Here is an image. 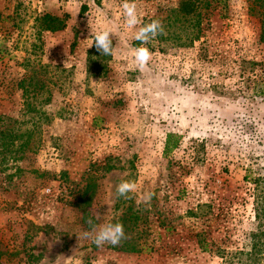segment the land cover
<instances>
[{"label": "rangeland", "instance_id": "374dc122", "mask_svg": "<svg viewBox=\"0 0 264 264\" xmlns=\"http://www.w3.org/2000/svg\"><path fill=\"white\" fill-rule=\"evenodd\" d=\"M98 1L0 0L1 263L264 264V0H197L190 18L135 0L133 28L123 0ZM46 14L66 28L42 31ZM89 220L127 239L78 241Z\"/></svg>", "mask_w": 264, "mask_h": 264}, {"label": "clouds", "instance_id": "9594fccd", "mask_svg": "<svg viewBox=\"0 0 264 264\" xmlns=\"http://www.w3.org/2000/svg\"><path fill=\"white\" fill-rule=\"evenodd\" d=\"M122 8L129 28H133L142 23L137 15L135 0H123ZM162 34H164V26L160 20H153L150 23L144 24L136 31L134 38L140 42V46L134 49V58L140 68L146 67L151 59V51L146 45L151 39ZM93 45L100 56L110 55L113 48L112 30L105 29L102 32L96 33ZM136 187V183L132 180H121L116 187L117 198L131 199L129 194L135 192ZM152 195L153 193L151 192L144 194L145 204L150 203ZM88 223L91 225V230L77 235L78 241L81 239H90L98 248H102L106 244L118 246L123 240L127 239L124 225L120 221L96 225L89 220Z\"/></svg>", "mask_w": 264, "mask_h": 264}, {"label": "trees", "instance_id": "16d2710c", "mask_svg": "<svg viewBox=\"0 0 264 264\" xmlns=\"http://www.w3.org/2000/svg\"><path fill=\"white\" fill-rule=\"evenodd\" d=\"M90 1L99 3L98 0H90ZM88 9H89L88 4L84 3L81 9L82 14L86 13ZM198 11H199V4L197 0H182V2L180 3L179 12L183 18L194 17L195 15H197ZM38 21H40L41 23L40 28L42 31H47L51 33L62 31L67 26L65 18H59L51 14L44 15ZM198 23L200 22L198 21ZM198 39H199V36H194L192 40L195 41ZM172 138H174L173 135L168 136L167 143H166L167 152H171L172 150L176 149L178 146V141L174 143L171 142ZM0 264H2L1 261H0Z\"/></svg>", "mask_w": 264, "mask_h": 264}]
</instances>
